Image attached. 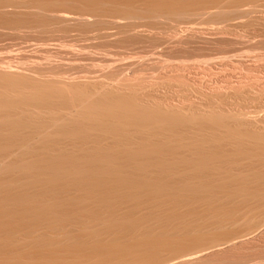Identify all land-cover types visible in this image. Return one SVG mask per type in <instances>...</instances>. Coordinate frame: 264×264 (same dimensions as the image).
<instances>
[{
    "label": "bare ground",
    "instance_id": "obj_1",
    "mask_svg": "<svg viewBox=\"0 0 264 264\" xmlns=\"http://www.w3.org/2000/svg\"><path fill=\"white\" fill-rule=\"evenodd\" d=\"M207 37L264 41V0H0V264L264 257V78L252 73L263 44L246 46L263 63L246 58L252 74L210 82L192 66L207 55L190 45L198 59L175 53V65L158 48ZM68 48L90 58L69 64ZM226 51L218 57L239 52ZM238 55L234 69L247 65ZM79 58L100 69H81Z\"/></svg>",
    "mask_w": 264,
    "mask_h": 264
},
{
    "label": "rangeland",
    "instance_id": "obj_2",
    "mask_svg": "<svg viewBox=\"0 0 264 264\" xmlns=\"http://www.w3.org/2000/svg\"><path fill=\"white\" fill-rule=\"evenodd\" d=\"M255 29H256V30H255ZM244 30H245V31L247 30L248 32H247V31L245 32ZM244 30H242L243 33L241 32V30H240L239 32H241L242 34L245 33L246 35H248L247 33H249V34H250L251 32H252V33H258L257 31H259V32L261 31V30H258L257 28H254V29H253V28H252V29H251V28H249V29L245 28ZM251 30H253V31L255 30V31L253 32V31H251ZM204 31H205V30H204ZM250 31H251V32H250ZM261 32H262V31H261ZM261 32H260V33H261ZM51 34H52V33H50V38H51V37H54V36L57 35L58 33H55L54 36H51ZM35 35H36V34H35ZM35 35H33V37H34ZM45 35H46V34H44V36H45ZM47 36H48V35H47ZM57 36H60V34H58ZM57 36L54 37V38H57V41H58V37H57ZM30 37H32V36H30ZM35 37H36V36H35ZM48 37H49V36H48ZM63 37H64V36H63ZM54 38H51V42H50V43H53L52 41H54V40H53ZM65 38H66V37H65ZM209 38H210V37H209ZM209 38L207 37V40H206L205 38H204V39L201 38L200 40H197V39H198V38H197V39H192V41H188V40H187L188 42H187L186 40H184V41H186L185 43H184V41H181L182 43H178V44H177V43H173L174 41H172V43L169 41V43H170V44H169V43L167 42V40H166V41L164 40V42L166 43V44H164V42H163V40H162V42L160 41V43H162L163 46H161V44H160V46H158V48H159V47H160V48L162 47V48H161L162 50H159V49H157V50L162 51V52L164 53V55H162V57H166L165 54H167V55H171V54H172L171 56L173 57V59H171V58H172L171 56H170L171 58H169V56H168V59L170 60V62H171V60L175 61L174 59L177 60V57H178V58L183 57V59H184V55H185V57H186V55H189V54H190V56H191L192 54H196V53H198L197 56L200 57L199 59H203V56L207 55V56H205V58H206L207 60H206L205 58H204V59H205V61H208V59H211V57H213V56L216 54V55H215L216 58L213 57V58H215V59L213 60L214 63H213L212 60L210 61L211 65L214 64L212 69H210V67H212V66H210V64L208 63L209 61H208V62H205V61L203 62V61L201 60L202 63H204V64H205V63H208V64H209L208 66H210V67H208L207 64H206L207 68H206V66L204 67V65L201 63V61H200V63L197 61V66H196V64H195L196 62L193 61L194 64H193V65L191 64V65H192L193 67H199V68H198V71H197V68H196V72H195V71H194L195 69H194L193 67L190 66V62H191V61L189 62V60H187L188 62H186L187 64L189 63L187 69H188V70H189L190 68L192 69V70H191V69L189 70V73H191V74L193 75V73L195 72V76H196V77L198 76V78H200V79L202 78V80H204V82H205V81L208 82L210 79H211V80H213V79L215 80V79H216L215 76L218 77L217 79H219L220 76H221V77L224 76L225 74H226V76H227V73H229V74H228V78H229V77H230V78L232 77L233 79H231V80H235V79H236L235 77L240 76L242 73L244 74V72H245V73L248 72L247 74H249V72H250L251 70H250V71H249V70L246 71L245 68H247L248 65H249V66L252 65L253 67H251V68H254L255 64H256L257 61H258V60H256L257 57L259 58V56L262 55L261 57L264 59V55H263V54H264V51H263L264 49H260V48H261V47H260L261 44H263L262 47L264 48V41L259 42V44L257 43L258 41H257V42H256V41H253V43L256 42V43L258 44V47H259V49L261 50V52H260V51L257 52L258 54L255 52V49L258 50V48L256 47L257 44L255 43V44H253V46H252V45H251L252 43H251V44H250V43H247V45H249V44L251 45V48L254 47V45H255L256 48H255V49L252 48V49H254V52L256 53L255 55H257V57H256V56L253 54L254 52H252V50H251V51H248V50L250 49V47L247 46V45H246V46H247L249 49L244 45V46L247 48V50H246V48H245L244 46H242L241 43H239V44H229V45H226V44H228V43H226V44L224 45L223 43H220V42H219V45H218V44H217L218 42H217V43L214 45V43L212 42V43H213V45H212V44L210 43V41H209V40H210ZM59 39H62V41H61V40H60V41H61L62 43L67 44V45H68V43H69V45H70V44H71V45L73 44L72 46H73L74 49H76V48H78V47H80V48H78L79 50H81V49L84 48L83 50L85 51V50L88 49V45H87L85 42H82V45L77 46V44H78V45L81 44V43H79V42H81V41H78V42H76V41H71L69 38H67V40L69 39V40L71 41V43H70V41H65L66 39L63 40L64 38H60V37H59ZM208 39H209V40H208ZM55 40H56V39H55ZM7 41L11 42L10 40H7ZM7 41H5V42L3 41V43H6ZM60 41H59L58 45H59V44H62V43H60ZM63 41H65V42H63ZM66 42H68V43H66ZM74 42H76L77 44L74 43ZM179 42H180V41H179ZM204 42H205V43H204ZM207 42H209V43H207ZM262 42H263V43H262ZM1 43H2V42H1ZM157 43H159V41H157ZM157 43H154V44H157ZM186 43H188V44H186ZM190 43H192L193 45L190 44ZM197 43H199V45H198ZM200 43H201V44H200ZM260 43H261V44H260ZM56 44H57V42H56ZM56 44L53 45V46L58 47ZM84 44H86L87 49H85L86 47L84 46ZM167 44H168V45H167ZM171 44H172V46H171ZM185 44H186V45H185ZM220 44H223V46H224L225 48H230L232 45H233L234 47H235L236 45H238V46L235 47L236 51H237V52L239 51L238 53H241V52H242V49H243V51H244V49H245V51H248V53H249V52H252V53L249 55L250 57H247V56H246V55H247L246 53H244V55L246 54L245 56H244V55L241 56V54H240L241 57L238 55V53H236V54H234V55H236L235 57H237V55H238L239 58H241V59H242V57H244L245 60H246V58H247V59H249V60H248L249 62H250L251 59L253 58V60L255 59L254 61H255L256 63H253L254 61L252 60L253 62L248 64L247 60L245 61L244 58H243L244 62H246L247 65H242V64H240V66L243 67V70H241L242 68H241L240 66H239L240 68L236 69V68H237L236 65H235L236 60H235V62H234V58H235V57L232 58L233 56H231V59H230V56H228V59H227V58H226L227 56L225 57V54H224L223 57H225V58H223V59H224V60H227V61H224L223 59H221L222 57H220V55L222 56V54L220 53V55H219V57H220V59H221V62H220L221 65H220V63L218 62V61H219V57H218L219 52H222V51H224V50H227V51H228V49L223 48L224 50H220V51L217 52V51H216L217 49H216V50H215L216 53L213 52V51H214L213 48H217V47H218V48H221V49H222L223 46H222V45L220 46ZM243 44H246V43H243ZM0 45H1V44H0ZM74 45H75L76 48L74 47ZM157 45H158V44H157ZM173 45H174V46H173ZM190 45L192 46V50H191V46H190ZM195 45H196V46H195ZM206 45H207V46H206ZM217 45H218V46H217ZM230 45H231V46H230ZM81 46H82V48H81ZM165 46H167V47H166V48H163V47H165ZM169 46H170V47H169ZM189 46H190V47H189ZM202 46H203V47H202ZM212 46H213V47H212ZM233 46H232V47H233ZM239 46H240L241 48H242V47H244V48L241 49ZM0 47L3 48L2 46H0ZM177 47H178V48H177ZM181 47H182V48H181ZM186 47H187V48H186ZM193 47H194V48H193ZM197 47H198V48H197ZM1 48H0V49H1ZM64 48H65V47H63V49L61 48V50L63 51ZM90 48H92V47L90 46ZM90 48L88 49L89 51H90ZM137 48H138V47H137ZM137 48H136V50H137ZM169 48H170V49H169ZM173 48L176 49V50H173ZM199 48H200V49H199ZM210 48H211L213 51H212ZM5 49H6V48H5ZM11 49L13 50L14 48L12 47ZM11 49H10V50H11ZM59 49H60V48H59ZM68 49H69V50H68ZM68 49L65 50V54H66L67 51H68V52H69V56H70V58H71V57H73V56L70 55V51H71L70 48H68ZM78 49H77V50H78ZM132 49H133V48H132ZM139 49H140V50H139ZM168 49H169V50H168ZM180 49H181V50H180ZM197 49H198V50H197ZM201 49H203V50H201ZM232 49H233V48H232ZM232 49H230V50H232ZM235 49H233V53H235ZM3 50H4V49H3ZM8 50H9V49L7 48V50H5V51H8ZM10 50H9V51H10ZM12 50H11V52H12L13 54H12V55H9V57L15 55V54H14V51H12ZM61 50H60V51H61ZM88 50H87V51H88ZM94 50H95V49L92 48L91 51L93 52ZM177 50H178V51H177ZM184 50H185V51H184ZM187 50H189V52H188ZM190 50H191L192 52H195V53H192ZM218 50H219V49H218ZM0 51H1V50H0ZM62 51H61V52H62ZM89 51H88L89 55L92 54V55L95 56V55L98 54L97 51H96V52L94 51V52L97 53V54H94V52H93V53H90ZM137 51H138V52H142V48H138ZM164 51H165V52H164ZM173 51H174V52H173ZM180 51H181V52H180ZM203 51H204V52H203ZM227 51H226V52H227ZM240 51H241V52H240ZM245 51H244V52H245ZM1 52H2V51H1ZM3 52H4V51H3ZM3 52L0 53V54H1L0 56H3L2 58L4 59V57H5L6 55H5V53H4V55H3ZM80 52H81V51H80ZM80 52H79V54H80ZM162 52H161V53H162ZM172 52H173V53H172ZM179 52H180L181 55L178 54ZM190 52H191L192 54H191ZM211 52H213V53H215V54H213V53H211ZM228 52H229V55H231V54L233 55V53H231L230 51H228ZM6 53H8V52H6ZM85 53H86V52H84V54H82V52H81V54H82L83 56L86 55ZM163 53H162V54H163ZM168 53H169V54H168ZM175 53L177 54V55H176L177 57L175 56ZM183 53H184V54H183ZM185 53H186V54H185ZM187 53H188V54H187ZM209 53H211V54H209ZM217 53H218V54H217ZM224 53H225V52H224ZM230 53H231V54H230ZM259 53H261V54L259 55ZM32 54H33L32 56H34L35 54H36L35 56H38V55H39L38 53H35V54L32 53ZM37 54H38V55H37ZM71 54H72V53H71ZM79 54L76 55V56H74L73 58H78V56L80 57ZM173 54H174V56H173ZM208 54H209V55H213V56H211V57L209 58V55H208ZM242 54H243V53H242ZM27 55H28V57H29V56H31V53L26 54V56H27ZM60 55H62V57H63V56H64V53H63V54L61 53ZM92 55H91V56H92ZM202 55H203V56H202ZM227 55H228V53H227ZM251 55H252V56H251ZM253 55H254L256 58H255ZM258 55H259V56H258ZM7 56H8V54H7ZM7 56H6V57H7ZM32 56H31V57H32ZM35 56H34V57H35ZM83 56H82V57H83ZM86 56H88V54H87ZM94 56H92L94 59L100 57L99 54H98L99 57H97V56L94 57ZM190 56H189V57L187 56L190 60H191V57H193V58L196 57V55H195V56H191V57H190ZM201 56H202V58H201ZM6 57H5V59H6ZM28 57H27V58H28ZM31 57H30V59H31ZM34 57H33V58H34ZM39 57L41 58V55H39ZM39 57H38V60L40 59ZM84 57H85V56H84ZM88 57H89V56H88ZM88 57H87V58H88ZM187 57H186V58H187ZM217 57H218V58H217ZM261 57H260V59H261ZM0 58H1V57H0ZM10 58H11V57H10ZM33 58H32V59H33ZM63 58H65V56H64ZM70 58H69V60H70ZM89 58H90V57H89ZM93 58H92V59H93ZM100 58H101V57H100ZM100 58H99V59H100ZM148 58H149V57H148ZM148 58H146V59L144 58L145 60H144V59H143V60L146 61V62L148 61V63H149L148 65H150L149 60H150V61H152V60H151V57H150V59H148ZM155 58H156V57H154V58H152V59H155ZM166 58H167V57H166ZM193 58H192V59H193ZM213 58H212V59H213ZM28 59H29V58H28ZM32 59H31V61H32ZM34 59H35V58H34ZM34 59H33V60H34ZM66 59H67V56H66ZM66 59H63V60H66ZM79 59H82V60H83L84 58H79ZM160 59H161V57H160L159 59H156V60H160ZM197 59H198V58L196 57V60H197ZM204 59H203V60H204ZM232 59H233V61H232ZM236 59H237V58H236ZM260 59H259V62H260ZM263 59H262V60H263ZM35 60H36V59H35ZM67 60H68V59H67ZM67 60L64 61V62L67 63ZM74 60H77V59H74ZM82 60H80V64L82 63ZM87 60H88V59H87ZM161 60H162V59H161ZM163 60H165V59H163ZM163 60H162V61H163ZM169 60H168V61H169ZM180 60L182 61L181 58H180ZM180 60H177V61H179L178 63H181ZM185 60H186V59H185ZM196 60H195V61H196ZM215 60H217L216 62H218L217 64H219V66H220L221 68H222V66L224 67V68H222L223 70L221 69L222 72H223V71H224V72L227 71V70L229 69V65H230V70H228L229 72H228V71L225 72V73L223 72L224 74L220 72V75L218 76L217 74H219L218 72L220 71V67L218 68V65L216 64ZM229 60H231V61H229ZM262 60H261V61H262ZM88 61H89V62H87V63H88V65H89V67H88V65H87V66L85 65V64H86V63H85L86 61L83 60V63L81 64L82 66H80V67H82L81 69H84L83 67L86 66V67L89 68V71H90V70H91V71H94V70H93L94 67L91 66V63L93 62V63L96 65V64H98L99 62H101L100 60H96V61H99V62H97V63H95L96 61H91V60H88ZM90 61H91V62H90ZM154 61H155V60H153V61L151 62V65H152V66H153L152 63H153ZM166 61H167V59H166ZM166 61H165V63H166ZM222 61H223L224 63H227L228 66L225 65V66H226V67H225V66L223 65L224 63H223ZM228 61L230 62V64H229ZM263 61H264V60H263ZM263 61H262V62H263ZM71 62H72V58H71V61H69L68 63L70 64ZM75 62H76V61H75ZM146 62H145V63H146ZM170 62H169V63H170ZM169 63H167V64H169ZM176 63H177V62L175 61V63H173V64L176 65ZM178 63H177V64H178ZM191 63H192V62H191ZM198 63H199V65H198ZM231 63H232V65H233L234 67H236V68H235L236 70L234 69L233 66H231ZM233 63H234V64H233ZM72 64L75 65L74 62H72ZM72 64H71V65H72ZM77 64H79V60H78ZM100 64H101V63H100ZM171 64H172V63H170L169 65H171ZM182 64H183V63H182ZM187 64H184V65L187 66ZM200 64H201V65H200ZM236 64H238V62H237ZM258 64H259V65H262L263 63H262V64L257 63L256 65L258 66ZM73 65H72V66H73ZM83 65H84V66H83ZM148 65H146V66H147V68L149 69L151 65H150L149 67H148ZM202 65H203V66H202ZM238 65H239V64H238ZM238 65H237V66H238ZM76 66H77V65H76ZM76 66H75V67H76ZM78 66H79V65H78ZM78 66H77V67H78ZM90 66H91V67H90ZM98 66H99V65H96L95 68H99V69H100V66H99V67H98ZM171 66H174V65H171ZM189 66H190V67H189ZM214 66H216V68H214ZM246 66H247V67H246ZM257 66H256V67H257ZM73 67H74V66H73ZM80 67H78V68H80ZM86 67H85L84 70H87V69H88V68L86 69ZM201 67H203L204 69H202ZM231 67H232V68H231ZM260 67H261V68H260ZM262 67H263V70H262ZM92 68H93V69H92ZM147 68H146L147 71L152 72V69L148 70ZM151 68H152V67H151ZM200 68H201V69H200ZM217 68H218V69H217ZM225 68H227V69L225 70ZM248 68H249V67H248ZM251 68H250V69H251ZM257 68H258V67H257ZM257 68H256L255 70L252 69V70H253L252 73L254 72L253 74H257L259 77H260V75H261V73H262V75L264 76V65L259 66V68L261 69V70H259L260 73H257V71H258V69H259V68H258V69H257ZM99 69H98V70H99ZM159 69H160V68H159ZM159 69H158V70H159ZM205 69H206V70H205ZM208 69H210V71H209ZM214 69H215V70H219V71H218V72H217V71L215 72V71H213ZM233 69H234V70H233ZM239 69H240L242 72H240ZM95 70H96V69H95ZM156 70H157V69H156ZM158 70H157V72H156L157 74H155L154 69H153V73H154V74H153V73H150V72H148V73H149V74H153V75H155L154 77L157 78V76H159V75L162 74L161 71H164V70L166 71V69H163V70H161V71H158ZM199 70H201V71H199ZM202 70L205 71V72L203 71V74H204V75H205V73H206V75H207V74H208V71H209V74H208L207 76H204V75L202 74L203 77H200V76H201V73H202ZM211 70H212L213 72H212ZM237 70H238V72H240V73H237V72H236ZM147 71H146V72H147ZM190 71H191V72H190ZM243 71H244V72H243ZM96 72H97V70H96ZM158 72H160V74H159ZM198 72H200V75H199ZM211 72H212V73H211ZM233 72H234V73L236 72V74L234 75ZM216 73H217V74H216ZM250 73H251V72H250ZM252 73H251V74H252ZM212 74H213L214 76H213ZM221 74H222V75H221ZM231 74H232V76H231ZM239 74H240V75H239ZM251 74H250V75H251ZM153 75H152V76H153ZM156 75H157V76H156ZM209 75H211V76H213V77L207 79L206 77H210ZM229 75H230V76H229ZM236 75H238V76H236ZM262 75H261V76H262ZM233 76H235V77H233ZM263 76H262V78H264ZM214 77H215V78H214ZM203 78H205V79H203ZM230 78H229V79H230ZM234 78H235V79H234ZM262 78H261V79H262ZM220 79H222V78H220ZM209 82H210V81H209ZM263 246H264V245H263ZM263 246H262V244H261V246H259V247H263ZM259 247H257L259 250L255 249V247H253L254 249L249 248V249H252V250H253V251L250 250V252L252 251V253H254V251L257 250V251H259V252H257L256 254H259V253L262 251L261 249L264 248V247H263V248L260 249ZM249 249H245V250H247V251L249 252ZM245 250H244V251H245ZM247 251H245L244 253L247 254V253H246ZM242 252H243V250L241 251V254H240L241 257L239 256L240 259L242 258L243 260H247V257H248L249 255L247 254V257L245 256V257H246V258H245V257H244V254H242ZM250 252H249V254H250ZM255 252H256V251H255ZM263 252H264V251H262V253H261L262 255H264ZM230 253H231V252H229V253H227V254L224 253L225 256H223V257H227V255L229 256V257H227V258H229V260L227 259V264H228V262L231 260L230 258L234 257L233 259H235V256H234V254H232V253H231V256H232V255H233V256L230 257ZM239 253H240V252H239ZM224 254H223V255H224ZM237 254H238V253H237ZM235 255H236V253H235ZM242 255H243V256H242ZM251 255H252V254H250V257H251L252 259H251L250 257H248V260H253V258H255V256H256V255H255L254 257H252ZM253 255H254V254H253ZM258 256L260 257L261 255L259 254ZM243 257H244L245 259H244ZM220 258L222 259L221 256H220ZM220 258H217L218 261H219V264L221 263V261L219 260ZM223 259H224V258H223ZM256 259H257V258H255V260H256ZM213 260H214V259H213ZM243 260H242L241 262H243ZM257 260H259V259H257ZM211 261H212V260H211ZM211 261H210V263H211ZM216 261H217V260L215 259V260H214L215 263L212 262V264H218V261H217V262H216ZM253 261H254V260H253ZM253 261H250V263H251V264L255 263V261H254V262H253ZM223 262H224V261H223ZM223 262H222L221 264H223ZM230 262H231V261H230ZM230 262H229V264H232V263L235 264V262H233V261H232V263H230ZM241 262H240L239 264H241ZM262 262H263V263H262ZM210 263H209V264H210ZM246 263H247V262L242 263V264H246ZM202 264H205V262L202 263ZM206 264H207V262H206ZM224 264H226V263L224 262ZM248 264H249V262H248ZM256 264H264V257H260V261H258Z\"/></svg>",
    "mask_w": 264,
    "mask_h": 264
}]
</instances>
